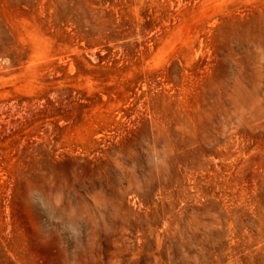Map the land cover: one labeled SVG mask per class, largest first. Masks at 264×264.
I'll use <instances>...</instances> for the list:
<instances>
[{
    "label": "rangeland",
    "instance_id": "1",
    "mask_svg": "<svg viewBox=\"0 0 264 264\" xmlns=\"http://www.w3.org/2000/svg\"><path fill=\"white\" fill-rule=\"evenodd\" d=\"M0 264H264V0H0Z\"/></svg>",
    "mask_w": 264,
    "mask_h": 264
}]
</instances>
